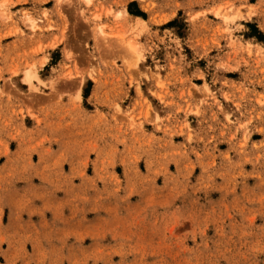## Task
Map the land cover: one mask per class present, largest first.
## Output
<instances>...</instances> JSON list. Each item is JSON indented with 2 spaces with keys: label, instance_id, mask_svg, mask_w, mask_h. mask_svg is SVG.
<instances>
[{
  "label": "rangeland",
  "instance_id": "1",
  "mask_svg": "<svg viewBox=\"0 0 264 264\" xmlns=\"http://www.w3.org/2000/svg\"><path fill=\"white\" fill-rule=\"evenodd\" d=\"M0 264H264V0H0Z\"/></svg>",
  "mask_w": 264,
  "mask_h": 264
},
{
  "label": "bare ground",
  "instance_id": "2",
  "mask_svg": "<svg viewBox=\"0 0 264 264\" xmlns=\"http://www.w3.org/2000/svg\"><path fill=\"white\" fill-rule=\"evenodd\" d=\"M90 1H91V0H84V2H85L86 4H89ZM145 8H146V6H145ZM125 49H127L126 51L133 52V54L135 55L134 61H136V62L139 61L140 56H139V54H137V53L135 52V48H134L130 43H127V44H126V48H125Z\"/></svg>",
  "mask_w": 264,
  "mask_h": 264
},
{
  "label": "crops",
  "instance_id": "3",
  "mask_svg": "<svg viewBox=\"0 0 264 264\" xmlns=\"http://www.w3.org/2000/svg\"><path fill=\"white\" fill-rule=\"evenodd\" d=\"M102 4V3H101ZM106 4V2H104V5Z\"/></svg>",
  "mask_w": 264,
  "mask_h": 264
}]
</instances>
